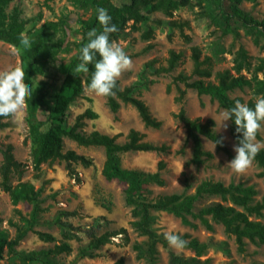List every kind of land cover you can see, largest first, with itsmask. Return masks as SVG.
<instances>
[{
  "label": "rangeland",
  "instance_id": "rangeland-1",
  "mask_svg": "<svg viewBox=\"0 0 264 264\" xmlns=\"http://www.w3.org/2000/svg\"><path fill=\"white\" fill-rule=\"evenodd\" d=\"M111 4L119 7L128 3V0H109ZM193 6L181 7L167 17L162 12L151 15L153 20H173L186 22L188 27L183 29V34L188 36L186 42L178 29H174L171 39L167 38V29H162L152 23L154 33L152 39L146 41L141 38V31H130L125 39L115 41L132 60V68L122 73L117 80L121 89L130 86L137 78L142 65L150 60H157L158 65L165 66L170 51L182 55L176 69L169 75L156 78V82L148 91L139 94L149 108L151 115L162 123L159 129L144 126L134 107L121 104L116 114L111 113L106 105L105 96H97L84 88L83 94L76 98L69 106L66 118L67 126H72L74 119L85 110L90 109L97 114L95 120H85L81 132L89 134L97 131L109 137H115L117 144H124L130 130H135L143 136V141L156 146L165 145V153L157 152H128L121 153V166L127 170H136L144 174L159 172L163 186L153 183L144 185L142 196L148 201L172 194H193L196 187L203 181L220 182L227 186L231 183L252 186L256 191L253 203L264 205V180L260 178V168L253 161L252 166L242 175L235 174L227 164L235 157L233 151L236 144L229 134V121L226 129L220 128V113L222 108L209 96H198L194 90L187 89L183 100V108L190 119H212L215 122V133L223 138L225 146L230 150L231 158L222 152H216L214 145L201 136L203 149L213 154V158L206 160L201 166L191 164L192 143L186 140V133L181 123L173 117L178 113L181 105L174 101L177 95L172 78L179 73L190 75L193 69L191 60V47L197 46L202 57L211 56L213 44L222 49L213 60V74L233 67L236 51L242 47L251 57L252 63L257 58H264V49L256 46L253 39L256 30L246 27L233 15L232 4L229 0L223 1L224 12L229 15L228 24L231 32L223 34L226 27L225 21L215 12L216 21L213 23L203 12V5L197 6L196 0H191ZM242 12L249 15L257 22L264 21V0H242L237 6ZM7 16L15 13L18 20L23 23L22 41L18 47L0 41V71L11 70L15 67L32 69L36 63L33 58L32 46L44 41L51 49L52 56L47 58L43 73L33 72V88L41 83L45 89L53 94L60 86L62 77L57 72L59 63H67L77 52V42L81 40L80 22L89 18L91 12L81 9L73 4L72 0H11L5 10ZM54 24L55 29L46 28L45 25ZM46 34V36L44 35ZM48 34V35H47ZM41 39V40H40ZM50 39L51 42H48ZM260 44L262 38H258ZM63 42L60 49H55L51 44ZM151 45L148 49L147 47ZM243 74L246 75L245 72ZM170 92L167 93V86ZM183 89L184 87L180 85ZM230 97H240L244 102L251 98L249 90H235ZM26 111L15 118L8 117L7 126L0 131V147L11 145L14 158L25 165L22 181L30 182L36 189H41L42 200L36 231L49 233L55 237L57 243L63 242L64 231L74 237L67 241L72 253L60 256L58 261L68 264L76 256L79 247L88 243L86 232L92 229L96 234L125 228L128 232L129 243L122 245L119 239L100 248L98 256L94 259H84L77 264H113L123 258L124 264H146L135 258L132 250L134 242L141 243L145 240L139 236L129 225L132 220L131 209L125 203L126 185L117 180H106L102 176V167L105 162V150L101 147H81L68 138H63V150L73 151L91 161V166L83 167L73 164L74 175H70L63 162L44 163L39 171H35L30 157V143L27 138L25 123ZM44 121L43 128L48 124ZM257 141L264 144V128L258 133ZM2 156L0 154V163ZM162 161L164 168L158 170V163ZM186 183L188 188H186ZM214 203H223L219 197L205 196L200 199L194 208V213L199 209ZM230 205L229 203H223ZM14 209L27 215L31 207L26 203L12 206L9 197L0 189V230L8 232L10 238L14 235V228L9 221L17 222ZM60 212L75 213L73 216L61 217V225L53 221ZM187 219L195 227L184 226L180 220L165 212L152 213V229L165 238L166 234L175 233L179 236L188 235L198 242L206 245V250L197 256L190 249L164 248L157 246L158 264H171L170 253L179 257L183 264H264V245L247 242L245 251L240 253L233 237L224 234L223 227L208 219L212 230H207L198 219L188 215ZM253 221L264 222V210L261 216L252 215ZM99 225V226H98ZM53 244L41 242L36 235L28 233L16 248L18 253H28L51 248ZM0 264H20L10 262L6 255Z\"/></svg>",
  "mask_w": 264,
  "mask_h": 264
},
{
  "label": "trees",
  "instance_id": "trees-1",
  "mask_svg": "<svg viewBox=\"0 0 264 264\" xmlns=\"http://www.w3.org/2000/svg\"><path fill=\"white\" fill-rule=\"evenodd\" d=\"M73 4L81 9L90 10L91 14L88 19L80 22L81 40L77 42V52L67 63H59L56 67L58 74L62 77L59 88L50 94L45 89V84L41 83L33 88V72L43 73L45 60L52 55L51 49L44 41L35 43L32 46L33 58L36 63L32 69H23L25 72V83L30 86L32 95L27 98L25 105V123L27 126V138L30 143V157L35 171L40 170L44 163L55 161L63 162L68 173L72 176L74 171L73 164H80L83 167L91 166V161L84 156L78 155L73 151L63 150V138H68L81 147H101L105 150V162L102 167V176L106 180H117L126 185L125 203L131 209L130 227L145 240L141 243L134 242L132 250L135 252V258L138 261H144L146 264H158L157 246L160 244L164 248L168 243L163 237H159L152 229V213L165 212L178 218L182 225L194 228L195 225L187 219L190 215L198 219L200 223L209 231L212 225L209 218L216 224L223 227L224 234L233 237L237 245V250L242 253L245 251L247 242L256 245H264V222L253 221L252 215L261 216L264 205L253 203L256 191L252 186H243L242 184H229L227 186L220 182L203 181L195 189L193 194H172L156 198L154 201H148L142 196L144 185L153 183L163 186L164 182L159 172L154 174H144L136 170H127L122 168L120 154L128 152H157L165 153L168 148L165 145L156 146L143 141V136L135 131L130 130L127 141L124 144H117L115 137L100 134L93 131L84 134L81 129L85 120L97 119V114L87 109L79 114L74 120L72 126H67L66 118L69 106L80 97L84 88L89 89L91 77L95 71L94 63L87 65V71H76L77 66L81 63L79 57L81 49L88 43L87 33L89 30H101L97 19L96 9L103 7L107 9L112 17V23L115 24L119 31L111 34L110 40L117 41L125 39L130 31H141V38L149 41L153 37L154 27L156 26L167 29V38L171 39L174 29H178L181 36L186 42H189L188 36L183 34V29L188 27L186 22H177L173 20H153L151 15L156 12H162L167 17L172 16L173 11L181 7L193 6L191 0H128V3L121 4L119 7L111 4L109 0H72ZM197 6L203 7L204 14L211 19L213 23L217 22L215 12L225 21L226 27L223 34L231 32L228 24L229 15L224 12V0H196ZM233 8V17L241 21L251 30H256L254 43L261 49H264V21L257 22L249 15L242 12L237 6L242 0H229ZM11 0H0V41L18 47L22 41L23 23L18 20L15 13L7 16L5 13ZM46 28L55 29L56 25L47 24ZM46 36V34H44ZM48 35V34H47ZM259 37L262 38L260 44ZM41 40V39H40ZM48 42H51L48 39ZM62 41L51 44L53 48L60 49ZM151 45L147 48L149 49ZM213 44L211 56L202 57L201 50L197 46L191 47V60L193 69L190 75L179 73L172 78V84L175 86L177 95L174 101L181 105L178 113L173 117L181 123L185 133L186 140L192 143V157L190 163L195 166H201L206 160L213 158V154L205 151L202 146L201 136L205 137L214 145V140L222 137L215 133V122L212 119H206L201 122L200 119H190L183 108V100L187 89L194 90L198 96H209L218 103L222 109H228L234 106L236 101L248 104L254 107L257 97L264 96V58H257L252 63L251 57L247 51L240 47L234 56L233 67L213 74V60L217 54L222 53V49ZM182 55L174 51L169 52L166 65H158L157 60L153 59L144 63L137 75L136 80L128 87L120 88L118 81L113 90L114 94L106 96V105L111 113L116 114L121 104L130 105L137 111L140 121L147 128L159 129L162 125L159 120L154 118L149 112L147 105L139 99V94L148 91L155 84L156 78L171 74L179 62ZM97 59L99 57L97 56ZM243 72L246 73L243 74ZM182 85L184 88L180 87ZM249 90L251 98L244 102L240 97H230L235 90ZM166 92H170V85L167 86ZM44 117L48 126L43 128ZM8 117H0V131L7 124ZM229 134L237 144L242 138L241 134L236 132L234 120H229ZM257 134V138H258ZM216 152H222L229 158L232 157L230 150L219 144L215 147ZM2 160L0 163V189L7 194L12 206L20 203H26L31 207L27 215L14 209L17 222L9 221V225L14 228V235L9 237L8 232L0 230V263L5 259L20 264H65L58 261L62 255L68 256L72 253V248L67 242L74 237L67 231H64V241L57 243L55 237L49 233L36 231L40 214L42 200L41 189H36L30 182L22 181L25 172V165L14 158L13 148L11 145L0 147ZM254 162L260 168L259 176L264 180V147L256 155ZM164 168V163H158V170ZM186 188L188 185L186 183ZM205 196H216L223 203H214L203 207L194 213L195 204ZM75 213L60 212L54 219V223L61 225V217L73 216ZM1 223V220H0ZM99 226V225H98ZM28 233H33L37 238L47 244H53L51 248L28 253H18L16 248L26 237ZM88 243L84 247H79L76 256L68 264H77L84 259H94L98 256L97 251L105 245L112 242L113 239H119L122 245L129 243L128 232L125 228H119L112 231H104L100 234L92 229L86 232ZM181 238L188 242L186 249H190L201 256L206 250V245L198 242L195 238H189L188 235H182ZM171 264H183L181 259L170 253ZM113 264H124L123 258H119Z\"/></svg>",
  "mask_w": 264,
  "mask_h": 264
},
{
  "label": "clouds",
  "instance_id": "clouds-1",
  "mask_svg": "<svg viewBox=\"0 0 264 264\" xmlns=\"http://www.w3.org/2000/svg\"><path fill=\"white\" fill-rule=\"evenodd\" d=\"M96 12L101 30L99 33L96 29L88 31V43L81 49V63L76 71H87V65L94 63L95 71L88 90L97 96L106 97L114 94L117 80L133 65L124 50L110 40L111 34L119 29L112 23L107 9L99 7ZM24 78L25 72L20 67L0 71V117L15 118L23 111L27 98L32 95ZM220 120L219 129H226V122L234 120L236 132L242 135L233 148L235 157L227 164L235 174L242 175L252 166L256 155L264 147V144L257 141V134L264 128V96L256 98L254 107L236 101L233 107L221 111ZM218 144L223 146V138L214 140V149ZM165 240L174 249H183L188 244L175 233L166 234Z\"/></svg>",
  "mask_w": 264,
  "mask_h": 264
}]
</instances>
